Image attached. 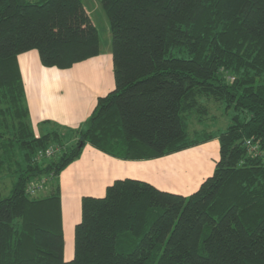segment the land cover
Here are the masks:
<instances>
[{"label": "trees", "instance_id": "1", "mask_svg": "<svg viewBox=\"0 0 264 264\" xmlns=\"http://www.w3.org/2000/svg\"><path fill=\"white\" fill-rule=\"evenodd\" d=\"M99 1L115 89L65 146L58 129L35 135L17 59L35 50L44 67L70 69L101 54L99 30L82 0H0V171L17 151L25 162L0 198V264H264V0ZM210 102L233 112L229 125L191 135ZM214 139V172L190 195L127 178L83 197L65 260L58 178L86 145L138 161ZM54 144L65 150L34 162ZM45 178L49 193L30 198Z\"/></svg>", "mask_w": 264, "mask_h": 264}, {"label": "crops", "instance_id": "2", "mask_svg": "<svg viewBox=\"0 0 264 264\" xmlns=\"http://www.w3.org/2000/svg\"><path fill=\"white\" fill-rule=\"evenodd\" d=\"M17 62L28 101L30 122L36 136L51 133L58 126L70 128V131L78 129L92 115L98 99L115 89L113 56L108 52L105 57L102 49L98 57L65 70L44 67L35 50L19 55ZM193 150L196 152H192ZM187 152V155L180 158ZM187 152L153 160L131 161L109 156L89 144L86 145L81 156L62 171L58 178L65 260L72 259L71 249L68 259L66 258V238L67 235L72 238L76 225L81 221L83 197L102 198L106 195L107 187L119 179L141 180L156 186L160 178L173 176L184 168L198 171L204 160L216 162L219 141L214 139ZM210 174L203 175L199 183L187 182L182 192L186 195L189 188L196 191L213 173Z\"/></svg>", "mask_w": 264, "mask_h": 264}, {"label": "rangeland", "instance_id": "3", "mask_svg": "<svg viewBox=\"0 0 264 264\" xmlns=\"http://www.w3.org/2000/svg\"><path fill=\"white\" fill-rule=\"evenodd\" d=\"M84 2V5L92 18L94 24L99 30L100 38H101V49L104 54V56H107V53L112 54L111 49V31H110V25L108 18L103 10L102 4L99 0H82ZM115 88V84H114ZM26 104L28 107V101L26 98ZM204 104L206 105L207 102L205 101ZM208 115L205 116L204 121L202 123L199 122V116L195 115L190 123V133L191 135L195 132H201L202 130L211 131L213 133H218L222 130H224L230 123V118L233 115V112L230 110L229 112H225V107L222 106L220 103L217 102H210L208 105ZM90 118V117H89ZM31 120V119H30ZM32 125V122H30ZM86 122H84L82 125H80V128H82L85 125ZM70 128H62L58 126V130L61 132H64L65 135H68L66 137L65 146L73 145L76 142V134H72L74 131L78 130H69ZM54 130V129H52ZM51 130V131H52ZM71 132V133H68ZM9 138L6 136V139ZM53 146H60L54 144ZM196 148V147H195ZM192 149V148H191ZM190 150V149H188ZM186 150V152L188 151ZM185 152V151H183ZM192 152H196V150H193ZM191 153V152H189ZM187 155V153H183L181 157L184 155ZM186 157V156H185ZM14 163H21L18 167H25V162L22 157V153L17 151L16 155V161L11 160V165H8L7 168H4L0 171V198L7 196L12 187L13 183L15 182L16 175H17V169L18 167L14 165ZM215 169V160H204V164L201 165V169L198 171H193L191 168H184L183 170L177 171L174 173L173 176H166L164 178H160L159 182H156V187L164 190L169 191L177 194H183L185 195L182 190L185 189L187 182H195L199 183L203 175H208L209 173H213ZM210 174V175H211ZM208 177V176H207ZM206 178V177H205ZM50 178H45L40 181L32 182L29 186L28 190L30 193V198H40L45 197L50 190L49 183ZM184 186V188H183ZM193 188H189L186 193H192ZM32 190L33 192L31 193ZM192 191V192H190ZM70 249L72 250V259L74 256V234L72 235V238L67 235L66 238V258L69 257Z\"/></svg>", "mask_w": 264, "mask_h": 264}, {"label": "built area", "instance_id": "4", "mask_svg": "<svg viewBox=\"0 0 264 264\" xmlns=\"http://www.w3.org/2000/svg\"><path fill=\"white\" fill-rule=\"evenodd\" d=\"M250 144V142H248ZM65 150L64 146H50L45 150H40L34 158V162L41 163L47 160L56 158ZM252 151H256V148H252ZM31 193L33 192L30 190Z\"/></svg>", "mask_w": 264, "mask_h": 264}]
</instances>
